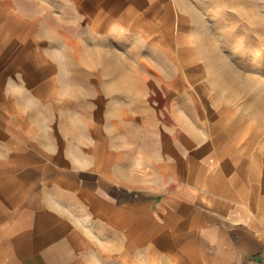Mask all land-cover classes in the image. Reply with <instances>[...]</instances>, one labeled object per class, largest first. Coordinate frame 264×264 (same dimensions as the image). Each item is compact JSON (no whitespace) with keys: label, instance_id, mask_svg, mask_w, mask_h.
Returning <instances> with one entry per match:
<instances>
[{"label":"crops","instance_id":"crops-1","mask_svg":"<svg viewBox=\"0 0 264 264\" xmlns=\"http://www.w3.org/2000/svg\"><path fill=\"white\" fill-rule=\"evenodd\" d=\"M36 1L30 17L33 0H0L8 12L0 39H57L33 29L59 27L62 18L79 32L71 39H124V29L141 39V21L153 28L143 39L165 38L154 5L60 0L67 16L52 0ZM6 49L14 64L0 65V264H264V152L222 137L197 150L179 130L153 153L112 146L102 132L98 144L61 154L37 136L23 100L19 78L38 63Z\"/></svg>","mask_w":264,"mask_h":264},{"label":"rangeland","instance_id":"rangeland-1","mask_svg":"<svg viewBox=\"0 0 264 264\" xmlns=\"http://www.w3.org/2000/svg\"><path fill=\"white\" fill-rule=\"evenodd\" d=\"M35 1L27 7L30 17ZM52 1L62 15H71L63 1ZM122 4L160 9L158 25L166 26V39H143L153 30L144 21L141 39H132L137 34L125 29L124 39H71L73 30L74 36L79 32L63 18L59 27L33 29L54 31L57 39H0V65L14 64L5 58L8 46L31 54L27 65L38 63L25 77L15 71L12 81L24 79L19 84L37 136L47 137L61 154L70 146L83 148V142L98 144L102 132L109 133L112 146L153 153L163 137L173 138L180 130L197 150L222 137L246 153H263L264 0ZM45 16L51 25L50 11ZM5 17L8 12L0 11V37ZM28 34L33 35L31 28ZM183 35L187 39H180Z\"/></svg>","mask_w":264,"mask_h":264}]
</instances>
